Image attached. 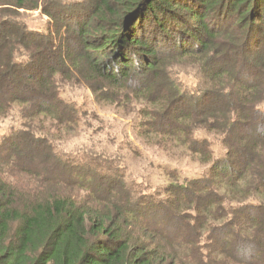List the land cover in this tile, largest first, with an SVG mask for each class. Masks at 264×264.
<instances>
[{
  "label": "trees",
  "instance_id": "1",
  "mask_svg": "<svg viewBox=\"0 0 264 264\" xmlns=\"http://www.w3.org/2000/svg\"><path fill=\"white\" fill-rule=\"evenodd\" d=\"M22 10L52 24L30 28ZM183 61L198 64L197 83L180 77ZM78 82L209 172L167 169L162 196L128 183L112 155L56 149L54 129L86 117L63 89ZM13 108L21 125L0 131V264H264V0H0V116ZM204 129L220 158L195 137Z\"/></svg>",
  "mask_w": 264,
  "mask_h": 264
},
{
  "label": "rangeland",
  "instance_id": "2",
  "mask_svg": "<svg viewBox=\"0 0 264 264\" xmlns=\"http://www.w3.org/2000/svg\"><path fill=\"white\" fill-rule=\"evenodd\" d=\"M23 21L30 28L44 29L51 25L50 18L44 15L41 10H22ZM182 66L179 67V64ZM198 64L190 61L178 63L180 77L189 83H197L199 69ZM65 87V85H64ZM66 88V89H65ZM63 88L68 97L74 98L81 109H84V120L78 126L67 129L56 130L61 135L54 141V146L58 150L73 153L76 150H86L96 154H109L116 157L120 162L128 167L127 181L139 179L145 180L159 189L162 196H166L165 188L173 181L172 176L167 174V169H175L180 177L202 175L209 172L211 163L202 162L201 157L190 150L174 143L170 140L159 138L144 139L135 129V113L124 110L117 106L108 105L101 101L85 82L67 84ZM100 101L102 105L97 103ZM186 107H194L193 102H183ZM21 125L18 108H13L7 115L0 116V131L5 132L13 127ZM196 138H207L211 140L214 150L213 159L220 158L225 153L224 145L220 136L213 132L199 130L195 133ZM131 145L136 146L133 148ZM218 155V156H217ZM95 161L96 158L86 153L80 157ZM110 160V159H109ZM98 161V158H97ZM108 169H115L109 161L106 165ZM111 180V179H110ZM110 180H99L98 183L108 185ZM181 180H183L181 178ZM24 185L30 190L36 187V182L24 180ZM25 192V190H21ZM74 192L76 196L84 197L88 192L82 189L66 190Z\"/></svg>",
  "mask_w": 264,
  "mask_h": 264
}]
</instances>
